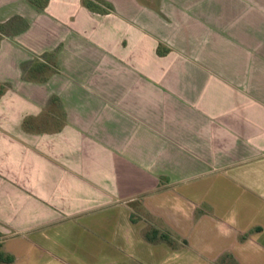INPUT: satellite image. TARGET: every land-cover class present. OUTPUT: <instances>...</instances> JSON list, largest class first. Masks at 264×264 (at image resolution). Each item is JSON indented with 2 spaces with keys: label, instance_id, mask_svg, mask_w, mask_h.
<instances>
[{
  "label": "crops",
  "instance_id": "0c3cea01",
  "mask_svg": "<svg viewBox=\"0 0 264 264\" xmlns=\"http://www.w3.org/2000/svg\"><path fill=\"white\" fill-rule=\"evenodd\" d=\"M0 264H264V0H0Z\"/></svg>",
  "mask_w": 264,
  "mask_h": 264
},
{
  "label": "trees",
  "instance_id": "16d2710c",
  "mask_svg": "<svg viewBox=\"0 0 264 264\" xmlns=\"http://www.w3.org/2000/svg\"><path fill=\"white\" fill-rule=\"evenodd\" d=\"M86 6H87L88 8H90V9H92V6H91L90 3H87ZM164 237H165V236H164ZM164 237H163V238H164ZM164 240H165V238H164Z\"/></svg>",
  "mask_w": 264,
  "mask_h": 264
}]
</instances>
